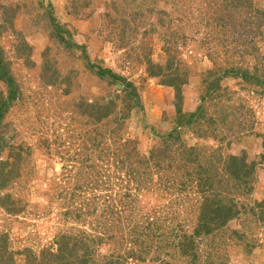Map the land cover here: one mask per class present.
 <instances>
[{"label": "rangeland", "instance_id": "rangeland-1", "mask_svg": "<svg viewBox=\"0 0 264 264\" xmlns=\"http://www.w3.org/2000/svg\"><path fill=\"white\" fill-rule=\"evenodd\" d=\"M260 56L264 0H0V264H191L157 244L204 206L231 211L195 264H264ZM139 159L172 187L138 190ZM146 217L167 235L136 260Z\"/></svg>", "mask_w": 264, "mask_h": 264}, {"label": "trees", "instance_id": "trees-1", "mask_svg": "<svg viewBox=\"0 0 264 264\" xmlns=\"http://www.w3.org/2000/svg\"><path fill=\"white\" fill-rule=\"evenodd\" d=\"M228 5L232 8L234 4L229 3ZM248 10L250 11V9ZM229 29L230 31H228L227 35L225 36L227 37V39H230V41H239L241 35L243 37L244 36L246 37L245 35L246 32L243 29H241L240 32H236L234 29V26L230 27ZM252 33L253 31L250 33V35ZM168 37L169 38L165 41L166 45L164 48V52L166 54H170V51H168L170 47L168 46L170 35H168ZM252 40L253 38L250 36V38L246 41L245 46L247 50L251 48L257 49L256 43ZM242 41H244V38ZM241 45L243 44L241 43ZM260 57H261L260 59L264 61V56H260ZM173 61L174 59L168 55L167 61H166L167 65L165 66V68L162 67L161 65L148 64L150 75H152L153 77H161L162 79L164 77L163 80L166 86H170V87L175 86L174 81L177 80L178 75L174 74L176 72H175V68L173 67L174 65ZM104 73L105 72L103 71L102 74ZM217 85L218 84L216 83V87L219 88V86ZM4 106H5V102H1L0 109ZM198 110L201 114V117L205 116L207 120L209 121L212 120L210 116L207 117L205 115L204 106L199 107ZM177 112L180 113L179 108H177ZM219 112H221V109L219 110ZM93 114L94 113H90V115H93ZM100 117L101 116H99V118ZM99 118H97V120ZM127 155H130L129 151H127ZM155 157L157 158L158 156H155ZM230 159L238 161L236 157H230ZM155 161H156L155 159H152V164ZM132 165L136 166V168L132 170V175H133L132 179L133 181L135 180L136 188L138 190L147 189L146 186L150 184H153V185H150V187L155 186V185L162 186L164 187L165 190H169L172 187V181L167 183L168 182L167 179L162 178V175L157 171V168H158L157 166L154 167V170H150V168H152V165L149 163L148 159H139V161H137L135 164L132 163ZM92 169H95V167L93 166ZM240 171H241V168H240ZM154 173H156L158 177L155 181L153 180V177H152ZM204 208H205V211L203 212L204 215H202L201 218H195V221L191 224L192 231L190 233L186 231L187 229L185 228V226H188L186 222L181 220V222H177V226H175L173 230L177 231L178 229H181L180 232L182 233L168 237V240L166 241V244L164 245V247H162L160 244H157L158 245L157 252L159 253L161 252L164 255H166L168 258L167 260L165 259L166 261H170V258H171L170 253L177 251L180 253V255L190 258L188 262H190L191 264L197 263V260L201 255L199 254L200 253L199 246L201 245L202 241H206L207 239L210 240V238H213L212 237L213 234L216 235L217 228L218 227L220 228L223 225L224 221L222 220L224 219V217L228 216L231 211L230 208L228 207L224 215H219L218 213H221L224 210L223 207L216 209V210L212 208V206L208 208L204 206ZM206 211H208L209 213ZM114 215L115 214L111 215V219L116 220ZM220 217H223V218L221 219ZM117 220L119 221V218ZM146 222H147V217L144 220H142V218H138V221L135 220L134 225L131 226V229H130L131 235H129V242L131 243L129 244L138 247V249L130 250L129 252H127V255L128 256L131 255V258L136 257V260L138 259L144 260L145 256L150 252V249H152L150 238L153 242H157V241H161L162 239H164L165 236L167 235V233H160V232L158 233L157 232L159 229L158 227H156L154 230L152 223L148 224ZM173 223H175L174 220H173ZM205 236H207V239H205ZM122 238L124 239V236H122ZM160 247L162 248L160 249ZM62 251L59 250V253L56 254L55 256L57 257L61 256L63 254ZM206 256L210 257V255L208 254H206ZM160 261H163V260H160ZM115 264H120V261L116 260ZM164 264L166 263L164 262Z\"/></svg>", "mask_w": 264, "mask_h": 264}]
</instances>
